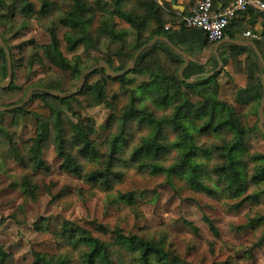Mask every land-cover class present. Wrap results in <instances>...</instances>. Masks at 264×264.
I'll return each mask as SVG.
<instances>
[{"label": "trees", "instance_id": "trees-1", "mask_svg": "<svg viewBox=\"0 0 264 264\" xmlns=\"http://www.w3.org/2000/svg\"><path fill=\"white\" fill-rule=\"evenodd\" d=\"M197 1L0 0V36L10 51L13 70L11 85L0 91L20 89L15 83L16 70L20 66L31 70L44 61L67 72L69 78L53 72L28 84L22 97L12 104L19 103L30 87L71 92L81 73L100 60L113 71H121L154 36L164 35L170 40V32L185 29L183 17L192 13ZM229 2L213 0V8L220 9ZM177 4L184 7L183 11L176 9ZM257 22L263 27L258 39L245 37L247 27L243 25L248 24L250 32L256 33L253 26ZM33 24L46 33L47 39L42 43L22 41L19 51L28 45L32 53L26 60L17 58L9 40L23 36ZM62 28L69 52L83 47L90 54L67 58L60 48L58 32ZM224 34L231 39L254 41L264 58V13L253 8L236 13ZM205 38L208 42L206 35ZM101 41L104 50L99 48ZM221 49L225 59L219 73L186 83L179 77L183 57L157 41L138 56L134 68L124 75L107 77L104 69H96L68 98L34 91L23 107L0 112L29 119L34 126L33 135L19 144L14 133L5 131L0 119L8 155L21 168L13 173L9 185L27 201L36 200L43 191L35 173L50 169L44 150L52 147L59 160L58 169L86 185L74 192L62 189L56 196L66 205L73 200L85 202L98 192L107 194L128 174L163 175L171 186L179 180L207 197L234 200L235 208L245 203L258 204L264 196V152H259L253 142L258 135L264 139L257 125L264 69L250 47L224 43ZM221 75L233 85L234 102L245 107L243 112L219 97ZM6 76V55L0 48V80ZM184 77H188L186 68ZM121 95L128 101L118 106ZM93 107L108 111L104 122L88 112ZM99 127L104 129L101 140L97 139ZM113 202L119 211L128 210L141 218L132 192H119ZM203 220L217 235L213 221L207 216ZM263 224L264 214L248 213V227L258 231ZM188 225L197 232L191 223ZM96 229L104 233L108 230L98 224ZM109 230L113 237L103 240L76 222L64 220L55 233L56 251H34L28 264H186L171 249L169 233L163 228L151 230L146 224L139 233L129 234L118 226ZM258 247L264 248L263 235L252 245L253 249ZM0 264H15L12 254L1 245Z\"/></svg>", "mask_w": 264, "mask_h": 264}, {"label": "rangeland", "instance_id": "rangeland-1", "mask_svg": "<svg viewBox=\"0 0 264 264\" xmlns=\"http://www.w3.org/2000/svg\"><path fill=\"white\" fill-rule=\"evenodd\" d=\"M243 27L249 25L244 24ZM63 32L64 29H60L58 36L61 51L67 58L73 55L85 58L90 54V51L83 47L69 52L63 40ZM93 34L96 32L93 31ZM29 39L42 43L47 39V35L33 24L23 36L10 39L9 43L14 46L13 51L17 58L26 60L32 53L28 45H25L22 52L18 48L22 41ZM132 39L131 36L130 40ZM99 48L105 49L102 41ZM53 72L66 80L69 78L67 72L58 70L47 61H44L43 65L35 64L27 71L20 66L16 70L15 83L21 88L11 92L0 91V106L12 104L22 97L28 84L37 82ZM219 79V97L230 102L237 111L243 112L245 107L234 102L233 85L227 83L224 75ZM136 82H139L138 79ZM80 99L84 101L82 97ZM127 101L128 97L121 95L117 101L118 106ZM88 112L99 122H104L108 115V111L103 107H93ZM0 119L5 131L8 134L14 133L19 144L33 135L34 126L29 119L24 120L10 113L0 115ZM103 134L104 129L99 127L97 139L101 140ZM253 145L259 152H264V139L260 135ZM7 147V141L0 133V245L12 254L15 264L30 263L34 251H56L55 233L60 230L64 220L76 222L103 240L113 237L109 229L115 226L120 227L125 234L139 233V228L146 224H149L151 230L163 228L169 233L168 244L171 249L186 264H264V248H252L259 237L264 236V224L258 231L246 225L249 212L264 214V196L256 205L245 203L235 208L234 200L207 197L203 193L190 190L179 180L171 186L163 175L141 177L128 174L109 193L98 192L97 196L85 202L73 200L66 205L56 195L62 189L74 192L78 188L85 189L86 185L79 178L58 169L59 160L52 147H49L44 150V159L50 169L35 173V179L43 193L36 200L27 201L18 189L9 185L13 173L21 168L9 157ZM119 192L133 193L140 219L134 212L117 209L113 199ZM205 216L213 221L217 235L213 234L203 220ZM189 223L197 228V232L190 228ZM97 224L107 228V232L97 230Z\"/></svg>", "mask_w": 264, "mask_h": 264}, {"label": "water", "instance_id": "water-1", "mask_svg": "<svg viewBox=\"0 0 264 264\" xmlns=\"http://www.w3.org/2000/svg\"><path fill=\"white\" fill-rule=\"evenodd\" d=\"M184 7L183 6H179V10L180 12L183 11ZM157 41H162L164 43H166L171 49H173L177 54L181 55L183 57L184 63L182 65V67L179 70V77L181 80L185 81L186 83H192L194 81L197 80V78L199 77H207V76H211L215 73H219L223 67V61L219 55L218 52V48L223 45L224 43H230V44H234L237 46H242V47H250L253 52L255 53V55L257 56L258 60L260 61L262 68L264 69V58L260 52V50L258 49L257 45L255 44L254 41L252 40H244V39H231L229 37L226 38H222L221 40L217 41L214 43L213 45V51H214V55L215 58L217 60V67L207 73H201V74H197V75H192V76H188V77H184V70L185 68L188 66L189 63V59L187 54L181 50L179 47H177L172 41H170L166 36L164 35H159V36H154L152 39H150L148 42L144 43L134 54L131 62L129 63V65L127 67H125L124 69H122L121 71H113L109 65L104 61V60H100L98 61L96 64L92 65L91 67L85 69L81 75L79 76V79L76 83V89L69 92V93H63L61 91H56V90H50V89H45L43 87H30L27 89L25 96L23 97V99L16 104H10V105H5V106H0V112H6V111H11V110H15V109H19L21 107H23L27 102L30 101L32 93L34 91H44L47 94L53 96V97H59V98H68L70 96H72L73 94H76L83 86L84 83V78L86 75L90 74L91 72H93L96 69H104L105 70V74L107 77H118L120 75H124L126 73H128L129 71H131L136 63V60L138 58V56L148 47L153 46ZM0 48H2L5 52L6 55V71H7V76L4 80H0V88L1 89H6L8 88L11 83H12V79H13V70H12V62H11V57H10V51L8 49V47L5 45L3 38L0 36ZM260 81H261V86L263 89V94L259 103V108H258V129L260 130V132L263 134L264 136V72L261 74L260 76Z\"/></svg>", "mask_w": 264, "mask_h": 264}, {"label": "built area", "instance_id": "built-area-1", "mask_svg": "<svg viewBox=\"0 0 264 264\" xmlns=\"http://www.w3.org/2000/svg\"><path fill=\"white\" fill-rule=\"evenodd\" d=\"M249 8L264 13V0H230L227 6L217 10L213 8V0H198L192 13L183 17V26L185 29L195 28L203 31L208 42L215 43L224 38V29L230 18ZM244 36L256 39L259 37L249 30L244 32Z\"/></svg>", "mask_w": 264, "mask_h": 264}, {"label": "crops", "instance_id": "crops-1", "mask_svg": "<svg viewBox=\"0 0 264 264\" xmlns=\"http://www.w3.org/2000/svg\"><path fill=\"white\" fill-rule=\"evenodd\" d=\"M180 3V0H177ZM181 5H176L178 8ZM221 6V4L219 5ZM250 28L247 27L248 31ZM253 29L256 31V34L259 36L263 27L262 24L257 22ZM250 31V30H249ZM170 41H172L177 47L183 50L189 59L188 66L186 67V75L192 76L201 73H207L214 70L218 63L214 55L213 44H209L206 41L205 34L203 31L199 29H176L170 32ZM229 37V35H225L224 38ZM230 38V37H229ZM247 40V39H244ZM207 43V44H206ZM219 55L224 61L225 54L221 49V46L218 48ZM245 53L244 55H246ZM223 75L220 76V78Z\"/></svg>", "mask_w": 264, "mask_h": 264}]
</instances>
